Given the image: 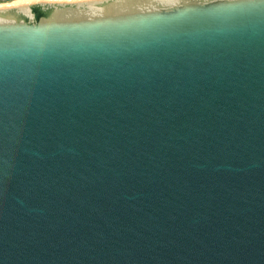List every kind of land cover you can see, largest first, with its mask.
Returning <instances> with one entry per match:
<instances>
[{"label": "water", "instance_id": "1", "mask_svg": "<svg viewBox=\"0 0 264 264\" xmlns=\"http://www.w3.org/2000/svg\"><path fill=\"white\" fill-rule=\"evenodd\" d=\"M0 264H264V0L0 4Z\"/></svg>", "mask_w": 264, "mask_h": 264}, {"label": "built area", "instance_id": "2", "mask_svg": "<svg viewBox=\"0 0 264 264\" xmlns=\"http://www.w3.org/2000/svg\"><path fill=\"white\" fill-rule=\"evenodd\" d=\"M16 0H0V4H8V3H12Z\"/></svg>", "mask_w": 264, "mask_h": 264}, {"label": "bare ground", "instance_id": "3", "mask_svg": "<svg viewBox=\"0 0 264 264\" xmlns=\"http://www.w3.org/2000/svg\"><path fill=\"white\" fill-rule=\"evenodd\" d=\"M25 1H30V0H16V1L12 2V3H21V2H25Z\"/></svg>", "mask_w": 264, "mask_h": 264}]
</instances>
